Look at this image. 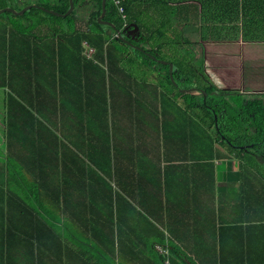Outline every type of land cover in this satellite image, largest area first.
Masks as SVG:
<instances>
[{
	"label": "trees",
	"instance_id": "trees-1",
	"mask_svg": "<svg viewBox=\"0 0 264 264\" xmlns=\"http://www.w3.org/2000/svg\"><path fill=\"white\" fill-rule=\"evenodd\" d=\"M10 1L0 0V9L8 7ZM42 1L36 0L34 4L61 15L69 8V0ZM73 4L72 13L66 17L54 16L35 7L21 16L8 12L0 14V88L5 89L4 105L9 137H16L13 129L18 120L29 125L37 124V127L30 128L36 134H54L52 128L57 131L62 129L68 112L71 124L82 130L87 119L83 123L80 120L82 114H86V108L77 103H82L91 90H97L102 92L107 105L118 99L121 101L128 115V123L121 131L126 137L129 132L130 138L136 139L138 161L150 156L156 158L153 165H148L152 186L150 195L162 194L163 184L156 173L164 172L165 167L172 163L174 158L165 155V151L174 146L179 149L175 158L179 163L210 167L204 176L208 185H213L215 179H221V172L214 171L216 162H232L231 168L237 171L238 176L237 188L243 189L249 196L246 208L251 209L252 215L249 210L248 226L262 223L264 93L258 90H251L252 93L248 94L242 90H219L208 85L206 75L195 70L192 63L195 60L193 49L199 48L201 42H235L228 37L233 31L241 33L242 39L254 37L253 24L257 27H260V23L264 25V0H126L123 4L125 19L117 7L106 0L104 20L119 31L124 29V24H136L140 43L146 48L144 50L158 60H166L162 57L166 49L164 38L172 37V44H177L176 39L182 34V45L186 42V57L189 60L185 66L189 70L183 71L184 59L173 52L167 60L173 65L172 78L167 65L159 64L124 44L117 38L115 30L97 23L102 13L101 0H73ZM218 11L221 12L219 16ZM150 12L154 14L153 26L147 22ZM214 13L217 18L212 20L209 15ZM255 13L260 16V20L256 18L255 22H251ZM205 14L208 15L207 20H203ZM186 37L191 41H186ZM84 41L94 48L92 58L82 54ZM51 44L58 46L57 53L71 48L75 58L66 62L62 55H58L57 62L62 65L61 68H49L47 65L44 68L39 51H43L44 47L50 49ZM199 52L201 54V50ZM146 70L152 71L150 75L156 73L157 80L150 81ZM65 81L67 86H63ZM179 88L199 90L181 93ZM250 89L245 88L248 91ZM36 96L45 103L35 104ZM74 97L75 105L70 109H66L63 102L59 103V100ZM103 130L106 136L111 132L107 126H103ZM142 131L149 133L140 134ZM146 137L153 141L150 149L146 147ZM11 146L12 142L8 147ZM24 147L34 149L35 171L23 170L29 156ZM20 148L21 152H9L2 154V160L0 158V264H68L63 252L68 241L74 245L81 242L108 244L111 248H105L107 251L104 249V253L97 252V247H93L89 257L103 263L100 259L112 255L115 243L114 237L104 235L107 229L116 236H122L126 232L124 229H136L138 242H144L146 236L151 235L139 233L137 229L153 228L156 230L153 236L158 239V243L164 237L152 221L160 224L158 219L165 213L152 220L151 211L144 200L137 199L134 202L137 204L136 209L131 205V210L135 211V218L131 217V220H121L117 214L115 216L112 201L105 204L102 210L99 203L80 204V201L72 200V182L83 178L82 181L87 183V177L84 176L93 170L78 161L74 150L68 151L75 159H66L73 163L76 171L71 173V166L68 172L72 178L57 181L55 174L60 166H70L64 161L65 155L58 161L54 158L56 165L44 153L39 141L28 144L20 141ZM120 149L127 153V146ZM55 167V170L50 169ZM146 170L145 163L141 169L138 163L140 185L146 181ZM137 188L138 192L144 190L142 185ZM253 191L258 194L251 198ZM108 195L110 198L115 195L124 199L118 191L110 190ZM89 211L93 214L89 219L92 224L85 233L87 240L82 241L81 236L71 233L75 228L70 224L74 218L78 219ZM218 224L220 228L217 235L211 234L212 238L217 237L220 248L218 250L217 247L215 264H230L223 258L224 252L221 250L224 246V232L221 231L224 223L218 221ZM248 253L251 258H257L256 246ZM113 259L116 260L115 257ZM182 259L186 260V256ZM158 262L165 264L163 258H159ZM171 263L177 264V260L169 256L168 264Z\"/></svg>",
	"mask_w": 264,
	"mask_h": 264
},
{
	"label": "crops",
	"instance_id": "crops-1",
	"mask_svg": "<svg viewBox=\"0 0 264 264\" xmlns=\"http://www.w3.org/2000/svg\"><path fill=\"white\" fill-rule=\"evenodd\" d=\"M253 17L260 20V16L256 13ZM259 28L264 31L262 23H260ZM230 43L213 42L208 44H213L218 49L224 44L232 46L231 49L236 47L239 51L240 56L238 58L240 61L242 60L243 63L244 60L249 62L248 57L244 54V45L246 46L248 42L244 41V45H241L239 41ZM51 45L50 49L44 47L43 51H39L40 58L45 65L44 68H46V65L49 68H61L62 65H58L57 62V57L61 55L62 58L67 60L66 62H69L71 58H75L71 48L63 53H57L58 46ZM224 54L229 55V53ZM211 58V56L206 57L208 61ZM243 67L245 66H241L240 69H243ZM63 86H67L66 81ZM75 101L76 97L59 101V103L63 102L66 109H70L72 105H75ZM41 103L45 102H40V99L36 96L35 104ZM77 104H81L86 108V114H82L80 120L83 123L84 119H87L83 123L82 130L71 124L70 112H68L65 114L62 129L57 131L52 128L54 134H36L30 128L37 127V124L32 123V125H29L25 124L23 120H18L15 123V129H13L16 134L15 138L13 136L9 137L7 134L8 123L5 108V123L2 129V139L0 140L1 160L2 154L21 152L20 141L27 144L39 141L42 143L44 153L50 157L51 162L54 161V158L57 161L61 160L65 155L64 161L70 166H60V170L55 174L56 180L60 181L64 178H72L71 173L76 171L72 165L73 163H69L67 160L75 159L73 154L68 151L74 150L79 157L78 161L89 168H93V170L87 172V175L84 176V178L87 177V183L82 181L83 178L72 182V200L80 201V204L99 203L98 206L102 210H104L105 204L112 201L113 213L115 216L117 214L121 220L135 218V211L131 210V205L136 209L137 204L134 202L137 199L144 200L147 208L151 211L150 218L152 220L165 213L163 217L158 219L160 224L152 221L164 237L160 238V243H158V239H154L153 236L156 230H153V228L137 229L139 233L151 235L146 236L144 242H138L136 229L134 231L129 228L124 229L126 232L122 236L113 235L107 229L104 235L114 237L115 240L112 246V255L108 254L106 256V254H103L102 256H106V258L100 259L103 262L101 263L96 258L89 259L93 247H97V252L104 253V249L111 248V246L108 247V244L105 243L94 245L84 242L74 245L68 241L65 242V251H63L68 264H118L117 260L123 264H159V258H163L164 263L168 264L169 256L176 259L177 264H215L217 247L218 250L220 248L217 237L212 238L211 234L217 235L220 228L218 221L224 223V227L221 229L224 232L222 233L224 246L221 250L224 252L223 258L227 262H230V264H238V262L239 264H264L262 260L264 255V221L256 226H248L249 210L250 216L252 215L251 209L246 208L248 207L249 196L245 194L243 189L237 188L238 176L237 171L231 168L232 162H216L214 171L221 172V179H215L213 185H208L204 176L208 174L210 167L195 163H179L175 159L179 149L172 146L165 151V155L174 158L172 163L165 167L164 172L156 173V177L163 184L162 194L160 196L150 195L152 186L149 179L151 173L148 170V165L150 163L153 165L156 158L150 156L143 161L140 158L138 161L136 139H131L129 132L126 137L123 134L124 132L121 131L128 123V115H126L121 101L118 99L115 103L107 105L102 92L91 90L85 100ZM103 126H107L111 130L107 136L104 134ZM90 130H93V132H89ZM11 142L12 146L9 148L8 145ZM123 146H127V153L121 152L120 148ZM24 149L29 152V156L23 170L35 171L32 155L34 149L28 147H24ZM56 150H58L57 154ZM105 153V157L102 158ZM122 154L126 155L123 156ZM57 161H54V164L57 165ZM138 163L140 169L143 168L144 163L147 167L144 172L146 181L141 184L144 189L143 192H138L137 188L141 186L139 184L140 175L138 177ZM71 166L73 167L70 173L68 171ZM50 169L55 170L56 167ZM18 170H20V165H18ZM94 171L96 174H94ZM27 176L32 177L31 175ZM83 186L84 188H82ZM110 190L120 192L124 199H122V196L115 195L110 198L111 196L108 195ZM142 193L144 194L142 195ZM257 194L258 192L253 191L251 198L257 196ZM127 201L129 203H126ZM159 210L160 212H158ZM80 216L78 219L74 218L70 225L75 228L71 230V233L81 236L80 238L83 241L87 240L85 239V233L92 224L89 219L93 217V214L89 211ZM81 223L82 227H80ZM235 225L237 227L234 228ZM255 246L257 258L254 259L250 257L248 252L254 249ZM184 256H186V260L182 259Z\"/></svg>",
	"mask_w": 264,
	"mask_h": 264
},
{
	"label": "rangeland",
	"instance_id": "rangeland-1",
	"mask_svg": "<svg viewBox=\"0 0 264 264\" xmlns=\"http://www.w3.org/2000/svg\"><path fill=\"white\" fill-rule=\"evenodd\" d=\"M35 2L36 0H11L10 3L8 4V7L5 8H12L14 11L19 12L24 7H26L25 6L26 4H30L31 6L32 5L36 6L34 4ZM42 2H45V0H43ZM233 8H235V5H233ZM17 9L20 10L17 11ZM217 14L219 16L221 15V12L218 11ZM149 15L150 16L148 17L147 22L150 26H153L152 24L155 21L154 14L150 12ZM209 16L212 18V20H215L217 18V15L215 13ZM207 18L208 15L205 14L203 16V20H207ZM255 19L256 17H251V22H255ZM243 22L244 20H242V23ZM252 27H253L252 30L254 37H250L249 39H242L241 33H237V32L234 33V31L231 32V34L228 36L232 41L241 42V45L242 44L244 45L243 43L244 41L248 42L246 46L244 45V54H246V56L248 57L249 62H246V60H244V63L242 62V60L240 61V59L238 58V56H240L238 49L236 47L234 49H231L232 46H227L225 44L220 47L221 49L220 50L216 46H213V44H207L201 42L199 44L200 45L199 48L193 49L195 50L194 57L202 58L203 61L201 62L200 60L195 59V61L192 64H197L196 66H194L196 67L195 70L198 69L199 71L202 72L205 71V75L207 77L206 78L207 84L213 85V87L219 90L227 87H229L230 89L242 88L241 86L242 78H243L242 73L245 72V79H250L252 77H254L255 79L257 78L256 82H249L248 84H246L245 88H251L249 92H251V90H260L261 93H264V35H263V31L260 30V28L257 27L256 24H253ZM171 38L169 36H166L164 38L165 40H163L166 49L163 50L162 57L166 58V60L164 61H167L170 59V56L173 55V52H176L177 56L182 57L184 59V64L182 65L184 68L183 71L187 72L189 70L187 66H185L189 62V60L186 57L187 44L185 42V44L182 45V39H183L182 34L178 35L176 39L177 44L175 42H173L172 44L171 41H173L174 39ZM187 40L191 41L189 37H186V41ZM140 47L146 49L143 45H140ZM199 50H201V54ZM224 53H229V55H226ZM208 56L212 57L209 61L206 59V57ZM241 66H245V67H243V69H240ZM146 72L150 76V80L153 81L157 80L156 73L150 75V73L152 72L151 70H146ZM201 85H203V83H201ZM4 98H5V89L0 88V140L2 139V129L5 123ZM146 133L149 132L142 131L140 134H146ZM146 140L148 141L146 147L150 149L153 141L147 137Z\"/></svg>",
	"mask_w": 264,
	"mask_h": 264
},
{
	"label": "water",
	"instance_id": "water-1",
	"mask_svg": "<svg viewBox=\"0 0 264 264\" xmlns=\"http://www.w3.org/2000/svg\"><path fill=\"white\" fill-rule=\"evenodd\" d=\"M105 3H106V0H101V8H102V13L101 15L97 18V23L100 24V25H103V26H107L108 28L110 29H113L115 30V33L117 34V38L122 41L124 44L134 48L135 50H141L140 48H137L135 45H133L131 43L130 40H134L135 38H137L140 33H139V29L137 27L136 24H130L128 26H126L123 30L119 31V30H116L114 25H112L110 22H107L105 20H103L104 16H105ZM31 7H35L37 9H40L42 10L43 12H46V13H49V14H52L54 16H62V17H66L68 15H70L74 9V4H73V0H69V8L67 10V12L63 15L61 14H58L52 10H48V9H45L44 7H41V6H26L24 7L21 11L19 12H16L14 11L12 8H3V9H0V14L2 13H5V12H10L14 15H17V16H21L23 15L25 12H27L29 9H31ZM152 60L156 61L157 63L159 64H162V65H167L168 66V71H169V76L170 78H172V72H173V65L167 61H161V60H158L156 59L154 56L150 55L149 56ZM197 89L195 88H189V89H179V91L181 93H185V92H192V91H196Z\"/></svg>",
	"mask_w": 264,
	"mask_h": 264
},
{
	"label": "flooded vegetation",
	"instance_id": "flooded-vegetation-1",
	"mask_svg": "<svg viewBox=\"0 0 264 264\" xmlns=\"http://www.w3.org/2000/svg\"><path fill=\"white\" fill-rule=\"evenodd\" d=\"M105 17V16H104ZM103 20H104V18H103ZM106 21V20H105ZM108 22V21H107ZM112 24V23H111ZM113 25V24H112ZM131 42H132V44L133 45H135L136 47H138V45L140 46V45H142L141 43H140V41H141V39H139L138 37L137 38H135L134 40H130ZM141 50H140V52L141 53H143L145 56H149V53L148 52H146L145 50H144V48L142 49L141 47H139ZM151 55V54H150ZM243 76V78H242V83H241V86H242V88H238V89H230L229 87H227V88H224V89H227L226 91L227 92H231V91H236V90H242L243 91V93H246V94H248V93H252V92H249L248 90H245L244 88L246 87V84H248L249 82H256V79L254 78V77H252V78H254L253 80H251L252 78H250V79H245V75L243 74L242 75ZM247 82V83H246ZM231 88H233V87H231ZM220 90H222V89H220ZM258 91H260V90H258ZM261 92V91H260ZM242 93V92H241Z\"/></svg>",
	"mask_w": 264,
	"mask_h": 264
},
{
	"label": "built area",
	"instance_id": "built-area-1",
	"mask_svg": "<svg viewBox=\"0 0 264 264\" xmlns=\"http://www.w3.org/2000/svg\"><path fill=\"white\" fill-rule=\"evenodd\" d=\"M108 1H111L117 7L118 12L122 16V18L125 19L123 4L126 2V0H108ZM125 27H126V24L123 25V28ZM83 45L86 48L84 52L85 56L90 58L94 54V49L89 47L86 42H84Z\"/></svg>",
	"mask_w": 264,
	"mask_h": 264
},
{
	"label": "clouds",
	"instance_id": "clouds-1",
	"mask_svg": "<svg viewBox=\"0 0 264 264\" xmlns=\"http://www.w3.org/2000/svg\"><path fill=\"white\" fill-rule=\"evenodd\" d=\"M84 42H85V41H84ZM84 42H83V43H84ZM83 43H82V47H83L82 54L85 55L84 52H85L86 48L84 47ZM86 43H87V42H86ZM91 48H92V47H91ZM93 49H94V48H93ZM94 52H95V51H94ZM93 55H94V54H93ZM93 55H92L90 58H92ZM154 57H155V56H154ZM195 59L197 60L198 57H195ZM199 60H200V59H199ZM194 61H195V60H194ZM194 65L196 66L197 64H194ZM203 73L205 74V71H203ZM208 85H209V84H208ZM179 89H182V88H179ZM195 89H196V88H195ZM197 90H199V89H197ZM222 90H225V91H226L227 89H222ZM204 94H205V92H204Z\"/></svg>",
	"mask_w": 264,
	"mask_h": 264
}]
</instances>
